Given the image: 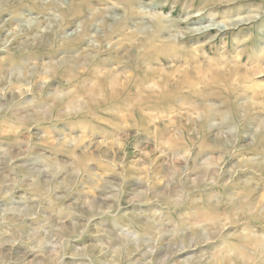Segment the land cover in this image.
<instances>
[{"label":"rangeland","instance_id":"1","mask_svg":"<svg viewBox=\"0 0 264 264\" xmlns=\"http://www.w3.org/2000/svg\"><path fill=\"white\" fill-rule=\"evenodd\" d=\"M0 264H264V0H0Z\"/></svg>","mask_w":264,"mask_h":264},{"label":"bare ground","instance_id":"2","mask_svg":"<svg viewBox=\"0 0 264 264\" xmlns=\"http://www.w3.org/2000/svg\"><path fill=\"white\" fill-rule=\"evenodd\" d=\"M77 1V0H76ZM127 9H130L129 7L127 8ZM127 12H130V10H127ZM66 12H62L61 13V15H63L62 17H64L65 18V16H66ZM79 14H80V12H79ZM167 22H169V24L168 25H172V21L170 22V21H167ZM122 25H120L121 27H126L127 26V24H128V18H126V17H124L123 19H122V21L120 22ZM164 23V21L162 20V18L160 17V16H154L153 18H152V24H151V31H150V33H151V35H162L164 32H165V30L166 29H164V27H163V24ZM107 25H106V22H104V27L107 29V27H106ZM135 27V30L134 31H132V34L133 35H144V33L143 32H145L144 31V29H142V28H140V27H136V26H134ZM84 28H86V26L84 27L83 26V28H82V32L80 33V34H82V35H85V29ZM121 29V28H120ZM114 31V33H119L120 34V31H118V30H113ZM107 34H109V33H106L105 35H107ZM118 34V35H119ZM127 35H129V34H127ZM188 74H183L181 77H180V86L182 87V86H184L186 89H187V87L189 88V87H191V85H192V83L191 82H189V81H187L186 80V76H187ZM132 84H133V82L132 81H130L127 85H123V86H121L120 88H125V91L124 92H122V93H118V91H116L115 93V95H113V93H112V97L114 98V97H117V98H125V99H130V98H133V95H132V93L130 92L133 88H132ZM159 85H167V83L165 82V81H160V83H159ZM177 88V90L178 91H175V92H173V90H171V92H173V93H171L172 95L173 94H176L177 93V96H180V92L181 91H183V90H181L179 87H176ZM229 92V93H228ZM228 92H226V93H228L229 94V96H230V94H231V92L230 91H228ZM171 94H167V92L165 91V90H163V91H161V93L160 94H158L157 96H161V97H164V96H166V97H168V96H171ZM134 95L137 97V98H145V97H147V96H153V95H145V96H141V94L137 91V92H135L134 93Z\"/></svg>","mask_w":264,"mask_h":264}]
</instances>
